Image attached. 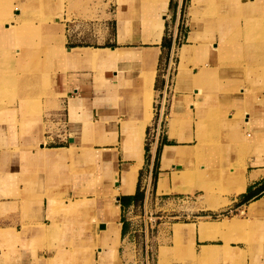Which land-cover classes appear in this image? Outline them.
<instances>
[{
    "label": "crops",
    "instance_id": "1",
    "mask_svg": "<svg viewBox=\"0 0 264 264\" xmlns=\"http://www.w3.org/2000/svg\"><path fill=\"white\" fill-rule=\"evenodd\" d=\"M108 1L103 0L99 7L98 0L86 4L85 22L78 25L65 18L67 12L63 21L55 22V27L64 26L63 46L94 50L88 58L81 53L77 61L65 60L67 64L55 59L57 66L52 68L54 59L49 56L44 65L39 63L29 67V73H21L20 47H15L22 38L10 40L6 29L17 22L7 25L5 19L25 20L18 12L26 2L0 0V264H102V258L106 260L103 264H127L136 249V231L126 214L138 204L130 201L125 205L122 199L137 194L142 174L151 184L155 173L152 196L156 201L173 199L179 205L198 206L197 212L217 218L222 217L217 213H239L242 226L229 237L243 240L230 241L232 258L228 260L223 256V240L201 241V222L185 223L195 225L197 254L208 247L219 254L208 264H264V209L249 214L251 206L264 202V92L255 62L238 79L231 75L232 65L225 64L229 29L224 31L223 25L232 24V20H218V34L209 43L207 34H201V9L196 7L200 0H191L189 30L179 50L172 99L167 102L165 77H160L163 41L172 3H176L178 15L184 0H169L163 7L155 0ZM263 1L206 0L203 10L222 4L223 12L234 15ZM78 3L69 1L77 15ZM99 18L102 21L96 23ZM156 21L163 25L161 38L152 29ZM122 22L126 26L123 33ZM46 26L47 40L52 42L54 27L51 22ZM79 26L87 29L78 32ZM181 36L180 29L175 30L174 38ZM82 41L103 44L67 45ZM188 47L194 48L190 62L183 56ZM101 54L108 55V60H96ZM144 56L150 61L146 71ZM158 79L160 91L156 90ZM227 88L243 90L246 95L223 97ZM9 89L13 92L5 94ZM218 105H225L224 112L230 117L226 131L208 117L216 109L223 111ZM214 106L217 108L212 109ZM236 115L241 119L231 126ZM208 124L226 132L228 164L220 159L214 162L213 152H224V146L209 141ZM157 128L158 135L154 134ZM151 133L147 151L146 139ZM192 152L196 154L186 170ZM210 163L212 177L208 174ZM137 166L133 191L124 193V171ZM185 170L191 174L187 181L181 177ZM216 184L226 185L223 194L213 189ZM191 187H195L193 191L187 190ZM203 187L212 188L221 199L215 194L207 199ZM259 193V199L242 204L246 195ZM222 201L226 206L212 208ZM72 206L77 209L71 213L65 209ZM173 226L168 238L164 231L159 237L163 244L158 264L161 249L175 247ZM187 257L193 260L172 254L167 263L201 264Z\"/></svg>",
    "mask_w": 264,
    "mask_h": 264
},
{
    "label": "rangeland",
    "instance_id": "2",
    "mask_svg": "<svg viewBox=\"0 0 264 264\" xmlns=\"http://www.w3.org/2000/svg\"><path fill=\"white\" fill-rule=\"evenodd\" d=\"M25 1V5H22V9L18 13L23 14V18L25 20H21V27H15V29L20 30L21 34L17 36H11L9 37L12 41H19V45H16V49L20 47V63H21V73H29L28 68L34 65H39V63L43 64L46 62L49 56H52L54 59V62L52 66L49 64L48 67H55L57 66L56 60H61V64H67L68 62L61 59V54L59 51L60 49L63 51L65 47L64 44V26L61 27H55V22H61L64 19V14L67 12L68 16L65 17L69 21H75V25H78L79 22H85L83 19L84 15V6L86 4H89L93 2V0H78V7L80 8L79 15L76 14V8L72 9L69 5L70 0H23ZM110 2H113L114 0H109ZM108 1V2H109ZM103 0H98V6H102ZM206 4V0H200V3L196 4V7L201 9L200 18L202 19L203 25H202V35L205 37V34H207V37L209 38V41L211 42L210 38L215 37L216 34H218L219 28H220V19H225V17L232 20V24L230 25H223V29L228 30L229 29V36L225 42L227 46V52L229 56L227 57L225 64L229 62V66L232 65V77L233 78H240L242 71H244L249 65L253 62L256 64V68L259 74V81H261V90L264 92V1L259 6L254 7V9H247L242 10L241 12L235 13L234 15H229L228 11L223 12L222 7L223 5L216 4L213 9L211 7L208 8V10L204 11V7ZM189 6H191V0H184L183 8L181 10V13L177 15L175 12L176 9V3H172V8L170 12L168 13V22H167V28H166V37L165 39L171 40L172 45L170 51L167 49H164L162 60L160 64V70L162 71L160 74V77L163 76L165 78V86L167 87L166 91V101H170L172 99V89L174 88L175 84V75H176V69L178 64V55L179 50L182 47L183 44H185L184 36H186V31L189 30L188 28V21H190L191 16L188 15L190 12H192V9H188ZM116 9V6H113L111 9L112 12H114ZM227 12V14H226ZM17 13V14H18ZM114 15V13H113ZM79 16V17H78ZM9 16L5 21H7V25L11 21H14L15 19H10ZM223 17V18H222ZM22 18V19H23ZM102 21V18H99L96 20V23H99ZM51 22V24L54 27V30L52 32V42L48 41V35L47 30L44 31V28L47 29L48 26H46V23ZM207 22V23H205ZM218 22V25H217ZM4 23V22H3ZM38 23V26L36 27L34 24ZM45 23V24H44ZM154 22V24H156ZM11 26V25H10ZM82 26V25H81ZM79 26V30L83 31L87 29L86 27ZM154 25H152L153 29ZM57 28V29H56ZM126 28V26L124 27ZM180 29V32L182 33L181 38H174V32L175 30ZM27 31V32H26ZM26 32V33H25ZM25 33V34H24ZM60 33V34H59ZM228 33V31H227ZM24 35V36H23ZM50 36V37H51ZM62 36V38H60ZM194 40V38H192ZM63 42V43H62ZM216 43L215 39L213 41V44ZM224 43V42H223ZM222 43V44H223ZM92 44H103V42H90V41H82V42H68V46H76V45H92ZM15 46V45H14ZM224 45H221L220 51L221 55L224 51ZM194 53V49L192 51V54L190 57H188V61L190 62L192 59V55ZM231 57V58H230ZM41 58H43L42 61ZM42 61V62H41ZM186 62V63H187ZM30 65V66H29ZM42 65V66H43ZM186 65V64H185ZM254 66L251 65V68ZM45 68V67H44ZM230 68V67H229ZM226 84H228L227 79L224 80ZM161 80L158 79V84H156V90H159L162 88ZM238 86L241 88L240 82H236ZM5 94H10L13 92V89L5 90ZM223 97H226L229 95L234 96H244L246 95L245 91L243 90H234L231 88H227V90L223 91ZM163 97V95H162ZM158 100H161L158 98ZM222 108L221 110H214L212 113L208 116L209 120L213 123L218 121V125L220 126V129L222 130H228L227 128V122H229V116L227 112H224L226 109L225 105L219 106ZM217 108L213 107L212 109ZM151 109V105L149 106V112ZM227 111V109H226ZM218 114V115H217ZM166 117V114H165ZM241 119L239 115L234 116L230 120L231 126L237 124L238 120ZM207 133L209 141H212L213 144H216L219 148L224 146L223 151L224 152H213L214 153V159L215 163L219 159L222 160L223 163L228 164V156L226 147L229 144V140L227 139L225 133L221 130H215L212 128L210 124L207 126ZM153 137L152 133L148 135L146 139V144L150 147L152 143ZM142 146V144H141ZM196 153L192 152L190 157H188L186 162H192L193 158ZM199 154V153H198ZM210 154V153H209ZM229 155V154H228ZM198 163H200L198 161ZM197 163V168L199 170V165ZM214 163V164H215ZM186 170H189L190 164L185 163ZM221 165V162H220ZM220 165H216V171L218 174L221 172ZM208 171L212 177L214 174L213 165L208 164ZM226 167V165H224ZM235 168V167H234ZM185 172L190 175V172ZM197 170V171H198ZM196 171V172H197ZM201 172L198 171V173ZM226 170L224 173H222V177H225L223 175H226ZM226 180V178H225ZM241 180V179H240ZM239 180V181H240ZM155 184V177H153L152 183H147L145 176H143L140 179V189L143 193L144 199L143 202L137 206L136 209L133 211L127 212V218L131 219V223L134 225V231L136 233L133 236V243L136 245V249L133 253L132 259L127 264H158V254H159V246L163 244V240L159 237H162V232H165V236L168 238V234L170 231V228L173 226L175 228L176 226H185L191 224H185V223H198L201 222L200 226L204 223H209L212 227V233L209 235L208 238L202 239L200 236L201 241H207V240H223L226 244L225 252L223 253V256L226 260L232 258V254L229 252L230 247L229 243L230 241L239 242L243 239L238 238H230L229 235L237 231L239 228H241L242 223L238 220V212L234 213H217V216L222 217H211L206 216L202 212H197L199 207L198 206H188V205H179L177 203H174L173 199L168 200L167 198H162L158 201L155 200V198L152 196L153 194V187ZM212 187V186H210ZM210 187H203L204 191L206 192L207 199H212L213 195L216 193L223 194L225 192L226 185L216 184L213 186V189ZM195 188V187H194ZM194 188L190 191H193ZM148 192V198L146 196V193ZM146 196V197H145ZM216 197H218L215 194ZM221 199V197H218ZM211 201V200H210ZM223 202V203H222ZM219 202L218 209L221 207L226 206L227 202L222 201ZM220 205V206H219ZM68 210V208H65ZM264 209V206L259 210L261 211ZM258 211V212H259ZM256 212V213H258ZM250 214V211H249ZM225 215V216H223ZM250 216H252L250 214ZM234 218V219H233ZM232 219V220H231ZM224 220V221H223ZM223 221V222H222ZM233 223L234 228L231 231H225L224 226L226 223ZM195 229V225H192ZM200 235V234H199ZM87 236V235H86ZM166 238V237H165ZM175 242V240H174ZM195 236L194 238L186 245H180L178 243H175V247L173 249L168 248H162L159 255V264H168L169 257L174 255H187L191 258L198 260L201 262V264H208V260H210L213 257L219 256V254L214 252L213 248H211L212 251H210V254L208 255V258H202L200 257V254L196 253L195 250ZM182 257V256H181ZM181 257H178L181 258ZM188 258V257H187ZM189 259V258H188ZM103 262L104 260L103 258ZM191 260V259H189ZM191 260L192 262H194ZM171 264H178L176 260L171 261Z\"/></svg>",
    "mask_w": 264,
    "mask_h": 264
},
{
    "label": "bare ground",
    "instance_id": "3",
    "mask_svg": "<svg viewBox=\"0 0 264 264\" xmlns=\"http://www.w3.org/2000/svg\"><path fill=\"white\" fill-rule=\"evenodd\" d=\"M154 1V0H153ZM156 2H157V4H159L160 6H166V4L168 3V1L169 0H155ZM152 2V1H151ZM13 17H10V19H12ZM17 22V25H16V27H21V22H19V20H14V22ZM153 25H154V27H153V29L155 30V33L158 35V37L157 38H161L160 36H161V31H162V29H163V25H162V22L160 23V22H157L156 24H154L153 23ZM124 22H122L121 24H120V32L121 33H123V29H124ZM7 30V35H9V37H11V36H17V35H20L21 34V31L20 30H17V29H15V27L13 26V25H9L8 26V28L6 29ZM60 34V33H59ZM60 38H62V36H60ZM158 39H156V40H154L155 42L157 41ZM158 42V41H157ZM160 42V41H159ZM157 49V48H156ZM193 47H188V48H186V50H184V52H183V56H184V58H186V60L188 61V57H190L191 56V54H192V51H193ZM122 50V49H121ZM125 50V49H124ZM128 50V49H127ZM130 50V49H129ZM151 50V49H150ZM155 50V49H154ZM158 50V49H157ZM59 51H61L60 52V54H61V59H63V60H69V61H73V60H75V61H77V59H79V58H81L80 57V55H81V53H85V55H86V57L88 56V54L89 53H91V52H93L94 50H91V49H89V50H81V49H71V50H68V49H64L63 51L60 49ZM117 51V50H116ZM101 53H103V52H101ZM105 53H109V52H105ZM118 53H122L121 51H119ZM84 55V56H85ZM90 57H91V55H90ZM115 57V56H114ZM88 58V57H87ZM96 58V60H98V61H106V60H108V55L107 56H103L102 54L101 55H99V56H96L95 57ZM116 58V57H115ZM118 59V58H117ZM144 61H145V70L144 71H146L147 69H146V66H147V64H148V62H150V61H148L149 59H148V56H144V59H143ZM104 64V63H103ZM150 66V65H149ZM153 66V71H155V67H154V65H152ZM149 92L151 93V95L153 94V91H152V87L151 86H149ZM151 95H149V97H151ZM148 102H150V99H149V101ZM141 142V141H140ZM141 144H142V142H141ZM142 147V146H141ZM41 151V150H40ZM172 156V155H171ZM190 157V156H189ZM186 163H188V164H190V162H186ZM140 166V165H139ZM139 166H137L136 168H134V169H129V168H127L125 171H124V174H123V179H124V185L122 186L123 187V192L124 193H130V192H132L133 191V184H134V182H135V179H136V175H137V170L139 169ZM182 176V178L184 179L185 178V181H187L186 179H190V175L189 174H187L186 172H183L182 174H181ZM180 176V175H179ZM191 186V185H190ZM194 187H191V188H189V189H187V190H192ZM179 190V189H178ZM102 195V194H101ZM105 201V200H104ZM254 205V204H253ZM220 206V205H219ZM264 206V202H262L261 204H257V205H255V206H251V208H250V214L251 215H254L256 212H258L262 207ZM212 207V206H211ZM213 209H217L218 208V206H215L214 205V207H212ZM75 209H77V207L75 208V207H69L68 208V210L67 211H69L70 213H71V210H75ZM69 213V214H70ZM111 221H114V219H113V216H112V213H111ZM90 224V223H89ZM111 224H113L114 225V222H112ZM234 225L235 224H233V223H226L225 224V226H224V230L225 231H231L233 228H234ZM212 229V227H211V225L209 224V223H204V224H202L201 226H200V230H199V234H200V236H201V238L202 239H206V238H208L209 237V235L212 233L211 231V229ZM173 233H174V240H175V243H178V244H180V245H186V244H188L193 238H194V236H195V229L193 228V226L191 225V226H189V225H185V226H176L175 228H173ZM210 251H212L211 250V248H205L204 250H203V252L200 254V257H202V258H208V255L210 254ZM111 257V256H110Z\"/></svg>",
    "mask_w": 264,
    "mask_h": 264
},
{
    "label": "trees",
    "instance_id": "4",
    "mask_svg": "<svg viewBox=\"0 0 264 264\" xmlns=\"http://www.w3.org/2000/svg\"><path fill=\"white\" fill-rule=\"evenodd\" d=\"M171 45H172L171 40H168V39L164 38L163 48L165 50L167 49L168 51H170ZM147 151H149V146L148 145H147ZM154 177L156 179V177H157L156 173L154 174ZM261 191H264V188ZM261 196H262L261 193L256 194V195H251V194L246 195L244 197L243 201H242V204H247L251 200L259 199ZM143 199H144V196H143V193L141 192V189H140V186H139L138 192H137V194L135 196H133V197H125V198L122 199V201H123V203L125 205H128L130 203V201H135L138 205H140L143 202Z\"/></svg>",
    "mask_w": 264,
    "mask_h": 264
},
{
    "label": "built area",
    "instance_id": "5",
    "mask_svg": "<svg viewBox=\"0 0 264 264\" xmlns=\"http://www.w3.org/2000/svg\"><path fill=\"white\" fill-rule=\"evenodd\" d=\"M165 94H166V91H165ZM165 94H164V99L166 98ZM159 130H160V128H157L156 131H154V134L156 133L158 135L159 134Z\"/></svg>",
    "mask_w": 264,
    "mask_h": 264
}]
</instances>
